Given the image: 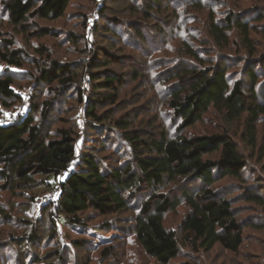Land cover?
Masks as SVG:
<instances>
[{
  "label": "trees",
  "instance_id": "1",
  "mask_svg": "<svg viewBox=\"0 0 264 264\" xmlns=\"http://www.w3.org/2000/svg\"><path fill=\"white\" fill-rule=\"evenodd\" d=\"M139 1L143 10L132 6L135 5L132 1L124 0V3L130 4L133 13L141 16L144 22H149L154 20L151 14L154 11L158 13L170 0ZM71 2L0 0L10 25L34 39L58 37L55 30L43 27L39 22L63 19ZM197 6L195 9L201 8L200 4ZM107 10L105 5L100 6L102 16ZM160 12L169 17L166 10ZM121 16L125 18L124 13ZM130 23L127 24L131 25L130 30H133L136 42L140 46L146 44L145 29L138 26L134 19ZM115 26L125 27V20L116 19ZM206 26L209 35L222 49L229 46L228 31L236 26L245 47L254 53L250 25L235 20L234 15L221 24L216 23L211 15ZM105 32L116 36V32L110 29ZM13 47L14 41L6 38L0 30V59L10 66L0 74V103L16 110L24 98L15 89L13 72L23 68V60L22 51H10ZM184 50L186 61L178 65L166 81L169 87L165 103L173 112L174 120L179 122L174 134H170L167 129L151 131L146 130L148 127H135V122H130L127 116L115 120L112 123L120 131V140L131 148L132 153L130 159L122 164L117 160L116 165H105L102 160L84 150L79 154L78 133L73 128L57 127L58 122L52 115L55 100L39 104L31 95L27 116L15 125L0 126L1 189L23 192H32L37 186L49 191L55 189L58 193L56 201L42 205L39 213L49 212L48 218L53 225L63 221L84 232L89 226L88 218L94 220L96 217L131 211L134 217L128 231L145 255L157 264H170L179 256L181 238L195 252L209 254L220 247L238 254L244 245L243 226L237 219L231 199L225 193L218 192L216 185L226 178L241 180L247 161L226 129L192 135H188L187 131L201 123L208 114L216 113L226 123L244 120V141L249 147L255 148L259 135L258 124L264 117V104L259 101L255 87L264 77V69L259 72L247 70L246 78L251 85V92L247 94L246 81L238 80L231 84L228 78L230 64L226 58L220 55L214 58L215 51L211 50L209 54L207 51L201 54L187 43ZM37 52L50 62L40 69V77H37L39 84L46 85L57 99L63 92L76 90L78 102L85 105L82 122L88 127L86 132L104 129L102 124L106 119L99 114L101 105L107 101H111L114 106L119 105L118 94L124 87V79L114 71L106 72L107 75H101L99 71L103 66L109 67L112 61L101 63L96 60L95 53V59L90 60L84 74L88 76L89 84H94L91 88L96 95L84 97V91L76 81L78 73L72 65L52 60L44 47ZM207 56L211 58L207 59ZM132 72L136 73L135 70ZM139 78L136 73L135 80ZM101 90L106 92V96L100 94ZM261 96L264 98L263 93ZM74 125L77 127L78 123ZM249 198L264 209L263 197L253 194ZM139 200L136 213L134 208L138 206ZM183 207L188 208V213L179 229L167 228L166 216L177 213ZM90 212L92 217L88 215ZM2 214L0 222L1 219H10L4 211ZM101 230L114 232V226L107 223ZM36 241L37 235L28 237L30 250L23 253L22 262L29 260L31 264H51L49 261L43 262L33 253L30 245L36 247ZM76 245L77 248H83L81 244ZM111 251L105 249L104 256ZM56 256L57 264H66L64 250L58 249Z\"/></svg>",
  "mask_w": 264,
  "mask_h": 264
},
{
  "label": "rangeland",
  "instance_id": "2",
  "mask_svg": "<svg viewBox=\"0 0 264 264\" xmlns=\"http://www.w3.org/2000/svg\"><path fill=\"white\" fill-rule=\"evenodd\" d=\"M129 1L137 9H144L139 0ZM102 4L109 9L104 16L100 13ZM194 4H200L201 8L195 9L198 6ZM2 9L0 4V30L6 38L14 41V47L10 51H22L23 68L13 72L15 89L24 98L20 105L28 109L31 95H34L35 102L39 104L55 100L52 115L58 122L57 127L73 128L78 133L79 154L84 150L102 160L105 165H116L117 160L122 164L130 159L132 153L131 148L120 140V131L112 123L115 120H122L127 116L138 128L148 127L146 130L151 131L167 129L170 134L177 131L179 122L174 120L173 112L165 103L169 87L166 81L170 73L175 72L178 65L186 61L185 43L201 54L206 51L209 54L211 50L215 51L214 58L219 55L226 58L230 64L228 78L231 84L238 80L246 81L247 94L251 92L250 82L246 78L247 70L259 72L264 69V0H170L161 8L162 11L166 10L169 17L161 14V10L158 13L154 11L151 14L154 20L149 22H144L137 13L135 15L130 4L124 3V0H72L63 19L39 22L41 26L58 33V37L41 39L29 38L12 27ZM121 13L125 14V18ZM211 15L220 24L226 22L231 15L235 16V20L248 23L254 53H250L245 47L236 26L228 31L229 46L224 49L217 46L206 26ZM116 19H124L126 26H115ZM133 19L145 29L146 44L142 43L140 46L136 42L129 25ZM107 29L116 32V36L105 32ZM117 35L118 38H115ZM41 47L48 50L52 60L74 67L78 73L76 81L84 91V97L96 95L91 88L94 84H89L88 76L84 74L90 60L95 59V53L96 60L101 63L112 61L109 67L103 66L99 71L101 75L114 71L124 79V87L118 94L119 105L114 106L111 101L101 105L99 114L106 119L102 124L104 129L86 132L88 127L82 122L85 105L78 102L76 90L63 92L57 99L56 94H52L46 85L39 84L40 69L50 63L37 52ZM210 58L209 56L207 59ZM133 70L140 77L139 80H135L136 73ZM255 89L259 94V101L264 104V98H261V94H264V77L259 80ZM100 94L106 96L103 90ZM123 107L127 108L121 110ZM73 123H78L77 127ZM218 129H226L230 133L247 161L241 180L226 178L216 185L218 192L225 193L231 199L237 219L243 226L244 245L238 254L220 247L205 254L195 252L181 238L179 256L170 264H264V209L249 198L253 194L264 198V117L258 124L259 135L255 148L249 147L244 141V120L230 124L216 113L208 114L201 123L188 130L187 134L211 133ZM1 185L0 215H4V211L10 219H1L0 222V264H29V260L22 262L23 253L30 250L28 237L33 234L37 235L36 247L30 245L33 253L43 262L49 261L51 264H57L58 249L66 253V264H157L145 255L128 231L132 225L133 212L96 217L94 220L88 218L89 226L84 232L63 221L53 225L48 218L49 212L39 213L42 205L56 201L58 193L55 189L49 191L37 186L32 192L3 191ZM140 200L134 208L136 213ZM187 213L188 208L183 207L177 213L167 215V228L178 230ZM88 215L92 217L91 212ZM107 223L114 226V232L101 230ZM34 227L35 232L32 233ZM76 244H81L83 248H77ZM105 249L112 251L104 256Z\"/></svg>",
  "mask_w": 264,
  "mask_h": 264
},
{
  "label": "built area",
  "instance_id": "3",
  "mask_svg": "<svg viewBox=\"0 0 264 264\" xmlns=\"http://www.w3.org/2000/svg\"><path fill=\"white\" fill-rule=\"evenodd\" d=\"M10 66L0 59V74L6 71ZM27 108L20 105L16 110L6 108L0 103V126L15 125L19 120L27 116Z\"/></svg>",
  "mask_w": 264,
  "mask_h": 264
}]
</instances>
